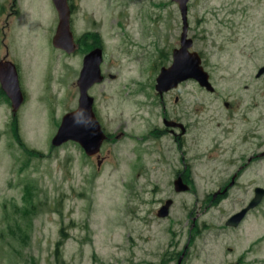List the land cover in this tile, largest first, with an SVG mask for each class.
Wrapping results in <instances>:
<instances>
[{
	"label": "rangeland",
	"instance_id": "374dc122",
	"mask_svg": "<svg viewBox=\"0 0 264 264\" xmlns=\"http://www.w3.org/2000/svg\"><path fill=\"white\" fill-rule=\"evenodd\" d=\"M69 2L77 54L53 44L51 0H0V63L14 62L25 98L14 109L0 83V264H264V196L226 224L264 188V0H189L214 90L190 78L162 98L183 28L174 1ZM87 32L103 48L104 79L88 90L110 138L101 164L76 141L51 145L77 108ZM165 115L191 125L182 154L150 134Z\"/></svg>",
	"mask_w": 264,
	"mask_h": 264
},
{
	"label": "water",
	"instance_id": "95a60500",
	"mask_svg": "<svg viewBox=\"0 0 264 264\" xmlns=\"http://www.w3.org/2000/svg\"><path fill=\"white\" fill-rule=\"evenodd\" d=\"M58 13V23L53 44L57 47L70 50L71 31L69 29V9L67 0H52ZM179 3L182 14V34L180 46L173 50V61L167 68H161L157 77L158 84L156 89L161 92L172 86L178 81L188 77L195 78L200 85L209 90H213L208 80V73L201 66V58L196 51L190 52L188 48L192 42L187 38V6L188 0H174ZM93 59V61H92ZM101 62V50L97 49L87 55L84 60L79 78L77 80L79 88V97L77 108L67 112L61 118V122L57 128L56 134L51 139L52 146H58L67 140L78 142L88 155H94L99 151L105 135L101 130L99 122L93 111V98L88 94L89 87L101 80L99 63ZM7 68V69H5ZM9 68V69H8ZM264 68H260L256 74L258 76ZM163 81V82H162ZM0 83L6 94L9 96L12 106L17 109L23 100V94L20 90L16 70L11 63L0 64ZM175 190L180 191L187 188L181 180L174 181ZM264 188L256 186L254 189V197L248 205L239 212L233 214L226 221L227 225L237 226L243 219L245 214L251 208H254L263 198ZM171 201L167 200L164 208L170 205ZM165 214L167 212H161Z\"/></svg>",
	"mask_w": 264,
	"mask_h": 264
},
{
	"label": "flooded vegetation",
	"instance_id": "af4514ba",
	"mask_svg": "<svg viewBox=\"0 0 264 264\" xmlns=\"http://www.w3.org/2000/svg\"><path fill=\"white\" fill-rule=\"evenodd\" d=\"M174 4L176 5V7L178 8V11H179V15H180V19H181V9H180V6H179V3H175L174 2ZM70 8V7H69ZM69 11H70V22H71V16L73 15V8H70L69 9ZM189 11H190V6H189V2H188V4H187V18H188V14H189ZM175 14H176V12H175ZM90 25H91V27L88 29V31H90V32H96L97 30L95 29V23L94 22H92V23H90ZM188 28H189V24H188V26H187V36H188ZM181 32H182V30H181ZM181 32H180V36H179V41H180V39H181ZM96 34H98V33H94V34H91V33H89V32H87L86 34H85V38H84V40H83V42L85 43V45L87 46V48H86V46L82 43L81 44V47L83 48V57H82V64H83V62H84V60H85V58L87 57V55L88 54H90V53H92V52H94L95 50H97L99 47H101L102 48V46H101V38L99 39L97 36H96ZM89 35H92V38L91 39H89L87 36H89ZM188 38H190V40H191V42H192V44H191V46L188 48V50L191 52V51H193V48H192V46H193V39H192V37H188ZM180 46V43H179V45H178V47ZM175 48H177V47H175ZM175 48H173V50L175 49ZM81 51H82V49H81ZM173 52V51H172ZM102 57V56H101ZM172 60H173V57H172V59H171V63H172ZM92 61H93V59H92ZM103 63V59H102V61L100 62V64H99V67H100V65ZM170 63V64H171ZM166 64V63H165ZM163 67H165V65H163L162 66V68ZM186 79V78H185ZM185 79H183L184 81H185ZM183 80H180V81H178L175 85H174V87L176 86H178L179 85V83H181V82H183ZM187 80V79H186ZM101 82H102V80H101ZM93 86V85H92ZM169 89H171V87L170 88H168V89H166V90H168V91H165V92H163V93H169ZM163 97V94L160 96V98H162ZM177 98L178 97H176V100H177ZM94 106V105H93ZM94 109H95V107H94ZM99 117V116H98ZM97 117V118H98ZM100 118V117H99ZM101 120V119H100ZM182 118H180V117H172V116H167V115H165L163 118H162V120H160V124H159V126H161V128H158V129H155V130H153L150 134L151 135H153V136H156V137H158V138H163V137H166V136H168V134H171L172 135V140L173 141H175V144L177 143V148H178V151L180 152V154H182V152H181V149H180V147H179V145H180V139L182 138V141H184V137H186V133H188L189 131L188 130H190V128L189 127H191V125L189 124V123H187V122H185V123H183L182 121ZM98 121H99V119H98ZM102 122V121H101ZM100 121H99V123H100V127H101V129H102V131L105 133V137H106V139H105V142H106V140L109 138V135H108V133L105 131V126H103V124L101 123ZM184 125H182V124ZM195 125V124H194ZM110 139V138H109ZM194 140V139H193ZM215 142H217V140H215ZM261 150L260 151H257L256 153H252V155L248 158V160H253V158H257L258 160L261 158ZM100 155H102V150H101V148H100V151H99V153H97L96 155H94V156H88V157H90V158H96V160L98 161V163H102L103 161H104V156H100ZM180 160H181V162H183L184 163V167H187V163H185L184 162V160H183V158H182V156H180V158H179ZM237 160H239V159H237ZM248 162V161H247ZM246 163V162H245ZM242 164V165H239L238 167V169H241V168H243V167H245V165L246 164ZM177 179L178 180H181V182L183 183V184H185L184 183V181H185V177L181 174V172L180 171H178V173H177ZM186 179H189L188 177H186ZM236 179V175H233V176H231V180H235ZM184 180V181H183ZM186 185V184H185ZM225 191V190H224ZM171 205V204H170ZM170 205L165 209V208H163L162 209V211H164V212H167L168 210H169V207H170Z\"/></svg>",
	"mask_w": 264,
	"mask_h": 264
}]
</instances>
